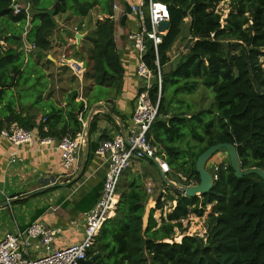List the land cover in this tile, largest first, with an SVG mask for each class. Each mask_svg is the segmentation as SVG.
Instances as JSON below:
<instances>
[{
	"label": "trees",
	"instance_id": "1",
	"mask_svg": "<svg viewBox=\"0 0 264 264\" xmlns=\"http://www.w3.org/2000/svg\"><path fill=\"white\" fill-rule=\"evenodd\" d=\"M156 1L167 4L170 12L167 34L157 50L149 42L144 57L147 66L155 74L160 68L163 76L161 97L157 84L150 91L152 102L159 103L149 134L157 156L170 165L174 176L198 184L196 162L203 152L218 143H246L242 168L264 169V0ZM223 2L229 3L226 18L217 9ZM31 3L28 49L22 34L29 16L15 15L11 0H0V129L13 123L29 129L30 110L51 97V92L44 96L49 86L52 90L56 86L50 69L55 65L47 52L60 14L87 17L98 7L103 16L92 35L93 66L85 76L97 89L90 103L109 98L125 76L111 18L114 0H63L55 9L56 0ZM181 39L184 52L178 57L175 48ZM13 52L17 54L7 56ZM200 87L213 96L208 106L189 99ZM72 96L75 102L77 93ZM49 107L39 128L41 138L82 131L75 111L83 109V103L66 111L71 131L66 126L58 129L65 110L52 103ZM213 175L214 187L203 197H185L163 183L166 193L159 197L156 210L166 202L177 204L161 225L153 210L147 228L150 195L142 179L132 175L120 184L116 214L101 229L89 257L100 254L94 264H264V181L257 175L236 177L229 162L213 168ZM209 206L206 234L186 235L182 221L192 215L202 218Z\"/></svg>",
	"mask_w": 264,
	"mask_h": 264
},
{
	"label": "crops",
	"instance_id": "2",
	"mask_svg": "<svg viewBox=\"0 0 264 264\" xmlns=\"http://www.w3.org/2000/svg\"><path fill=\"white\" fill-rule=\"evenodd\" d=\"M19 3L23 12L29 16L24 27L25 33L22 34L27 46V31L32 26V3L31 0H19ZM55 19L57 28L50 36L51 49L47 52V57L55 65L50 66V69L55 74L56 86L54 90L49 86L45 91L44 96L51 92V97L45 100L46 104L41 103L30 110L32 123L29 130L35 134L36 141L17 147L7 140H0V238L8 234H19L33 222L42 221L50 227L63 229L55 243L56 248H62L83 240L86 216L100 198L107 171L105 159L96 154L97 147L102 141L113 139L128 128L129 117L133 113L142 82L137 77L138 57L128 40L129 34L137 29L134 15H128L125 24H122L121 19L115 30V42L125 68L124 80L109 98L95 103L90 101L96 98L97 89L93 86V81L85 76L93 66L92 35L103 16L98 14L97 19L93 20L91 15L79 17L67 12ZM182 40L184 39L176 47H180ZM2 44L5 46L4 42ZM64 54L68 60L81 67L78 75L69 65L62 63ZM73 93H77L75 102L72 101ZM51 103L58 109L65 110L64 116L61 119L58 117V129L66 126L69 131L73 128V123L66 116V111L73 110L75 103H83V107H80L83 109H76L75 113L82 123V131L90 141V155L83 166L85 146L73 176H69L64 169L61 152L56 148L60 137L53 138L55 146L40 145L42 138L39 136V128L46 120L45 114L50 112ZM15 152L18 157L13 162ZM221 156L219 161L213 160L211 166L225 163L226 158ZM135 166L125 173L121 184L127 183L126 179L132 175L142 179L147 192L149 183L153 184L152 192L148 193L150 199L146 206L144 227L147 228L153 210L155 220L161 225L162 218H166L177 203L166 202L163 209L156 210L159 197L166 193L160 167L153 161L141 162ZM43 189L49 190L36 194ZM30 255L39 256L32 252Z\"/></svg>",
	"mask_w": 264,
	"mask_h": 264
},
{
	"label": "built area",
	"instance_id": "3",
	"mask_svg": "<svg viewBox=\"0 0 264 264\" xmlns=\"http://www.w3.org/2000/svg\"><path fill=\"white\" fill-rule=\"evenodd\" d=\"M15 15H20L23 8L19 0H11ZM126 5H129L137 19V29L131 32L128 40L138 57L137 77L142 84L137 92L135 106L129 117L130 124L122 134L113 139L102 141L97 147L96 154L106 161L107 171L103 189L97 204L86 216L83 240L62 248H56V239L63 233L60 227H50L42 221H35L19 234H8L0 238V264H78L81 260H89V253L105 223L112 219L120 202L119 187L124 174L136 164L156 159L160 170L174 183L176 177L181 186H193L197 183H187L182 175H172L170 165L157 156V149L151 144L149 134L158 119L159 103L154 104L150 98V91L154 83L158 85L159 98L161 97L163 76L159 71L155 74L146 64L144 57L148 52V43L152 42L157 50L161 38L167 34L160 30V25L170 22V12L167 4L156 0H114L112 20L120 25L126 14ZM214 37V34H212ZM70 62V63H69ZM62 63L69 65L78 75L81 67L74 61L67 59L64 54ZM157 65L159 61L157 60ZM0 140H7L19 147L30 145L36 141L35 134L24 126L12 124L0 129ZM87 137L84 131L74 136L67 135L58 139L56 148L60 150L63 167L69 176L75 175L81 152L86 145ZM53 138L40 139L41 146H55ZM18 153H14L12 161H17ZM221 164H215L218 168ZM153 184L149 183L148 193H151ZM204 234H199L204 236ZM171 242V241H170ZM39 256L32 257L30 253Z\"/></svg>",
	"mask_w": 264,
	"mask_h": 264
},
{
	"label": "water",
	"instance_id": "4",
	"mask_svg": "<svg viewBox=\"0 0 264 264\" xmlns=\"http://www.w3.org/2000/svg\"><path fill=\"white\" fill-rule=\"evenodd\" d=\"M63 0H58L55 5L53 6V9L57 8L59 4ZM126 11L127 13L122 18V24H125L128 15L132 13L131 8L129 5H126ZM170 26L169 22H164L160 25V30L163 32L168 31ZM24 49L21 48L20 51H23ZM35 51H40L39 49H35ZM17 52H13L7 56L10 55H16ZM88 140V139H87ZM83 154V166L86 165L88 162V158L90 155V141H86ZM246 143L240 144H232V143H218L216 145H213L209 147L205 152H203L197 159L196 162V172L198 173L200 177V182L193 186H181L170 179H168L164 174L161 172V176L163 178V182L166 186H168L171 189H174L180 193H182L185 197L188 198H195V197H203L209 192L212 191L214 184H215V177L213 173L208 168V162L211 161V159L214 157L215 154L223 153L226 158L228 159L229 164L231 165L232 169L235 172L236 177L242 178L250 175H257L264 181V169L262 168H249V169H243L242 168V162H241V156L243 155L245 151ZM153 162L156 163L157 166H159V163L156 159H153ZM82 173H80L81 175ZM52 188V187H50ZM49 189H43L42 191H38L36 194L45 193ZM9 204V203H7ZM100 254H96L93 257H91L89 260H81L78 262V264H94L97 257H99Z\"/></svg>",
	"mask_w": 264,
	"mask_h": 264
},
{
	"label": "rangeland",
	"instance_id": "5",
	"mask_svg": "<svg viewBox=\"0 0 264 264\" xmlns=\"http://www.w3.org/2000/svg\"><path fill=\"white\" fill-rule=\"evenodd\" d=\"M50 1L51 0H44V2H50ZM228 8H229V3L223 2L218 6L217 9L219 12L223 13L224 18H226L229 13ZM98 14H100V9L97 7L96 9L92 10L89 15H91L92 19L94 20V19H97ZM184 43H185V40H182V43H180V47L175 48V51H176V54H178V57L179 55H182V53L184 52V49L182 48ZM261 61L263 62V66H264V57H262ZM189 99L198 106H201L203 102H204V106H208L213 101V96L211 94H208L202 87H200L198 88L197 93H195L192 97H189ZM221 155H223L226 158V156L223 153H218V154H215L214 157L211 159V161L208 162V168L210 169L212 173H213V168L215 167V166H211L212 161L213 160L219 161V158H222ZM225 163H228L227 158L225 159ZM176 178H177L176 182H178V184H181V182L179 183L178 177ZM211 208L212 207L209 206L205 210V214L202 218L192 215L188 219H185L182 221L184 229H187V231L185 232L186 235H195V234L202 235L205 233L206 227H207V219H208V215L211 213ZM147 217H146V220H147ZM176 231H177L176 239L177 241H181L182 236L179 235L180 234L179 230H176Z\"/></svg>",
	"mask_w": 264,
	"mask_h": 264
}]
</instances>
